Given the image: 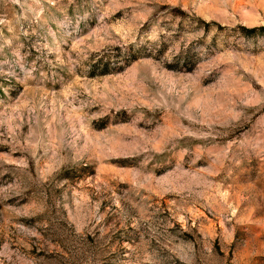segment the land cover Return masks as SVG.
Instances as JSON below:
<instances>
[{"label":"rangeland","instance_id":"374dc122","mask_svg":"<svg viewBox=\"0 0 264 264\" xmlns=\"http://www.w3.org/2000/svg\"><path fill=\"white\" fill-rule=\"evenodd\" d=\"M241 27L264 0H0V264H264Z\"/></svg>","mask_w":264,"mask_h":264},{"label":"trees","instance_id":"16d2710c","mask_svg":"<svg viewBox=\"0 0 264 264\" xmlns=\"http://www.w3.org/2000/svg\"><path fill=\"white\" fill-rule=\"evenodd\" d=\"M204 26H205V31H209L211 29V27L213 26V24H207V23H203ZM221 28V27H219ZM241 32L248 35V36H254V35H263L264 34V27H257V28H245V27H241L240 28ZM184 66H189V61H188V58L185 59L184 63H183ZM193 66L188 69L189 72L192 70Z\"/></svg>","mask_w":264,"mask_h":264}]
</instances>
